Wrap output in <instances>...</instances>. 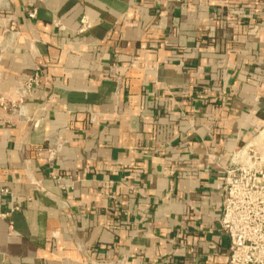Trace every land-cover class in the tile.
<instances>
[{
    "label": "crops",
    "instance_id": "0c3cea01",
    "mask_svg": "<svg viewBox=\"0 0 264 264\" xmlns=\"http://www.w3.org/2000/svg\"><path fill=\"white\" fill-rule=\"evenodd\" d=\"M263 123L264 0H0V264H225Z\"/></svg>",
    "mask_w": 264,
    "mask_h": 264
},
{
    "label": "built area",
    "instance_id": "2783aa9c",
    "mask_svg": "<svg viewBox=\"0 0 264 264\" xmlns=\"http://www.w3.org/2000/svg\"><path fill=\"white\" fill-rule=\"evenodd\" d=\"M240 9L230 10L220 21L221 25L231 27L234 23L240 24L246 17ZM34 16V11H31L29 17ZM13 24L14 20L11 26ZM90 27L87 17H81L77 34H84ZM39 75V71H35L19 84L16 91L19 101L31 92V87L40 83ZM261 140L264 141V123L249 140L220 162L223 177L218 185L222 191L218 225L228 242L225 264H264V151L258 150ZM253 146H258L254 147L258 154Z\"/></svg>",
    "mask_w": 264,
    "mask_h": 264
},
{
    "label": "rangeland",
    "instance_id": "374dc122",
    "mask_svg": "<svg viewBox=\"0 0 264 264\" xmlns=\"http://www.w3.org/2000/svg\"><path fill=\"white\" fill-rule=\"evenodd\" d=\"M261 141H262V143H260V144L258 145V146H261V148H258V150H259V151H264V141H263V140H261ZM258 146H253V148H254V147H258ZM262 148H263V150H261ZM254 150H255L256 153L258 154L259 151H258L257 149H255V148H254Z\"/></svg>",
    "mask_w": 264,
    "mask_h": 264
}]
</instances>
